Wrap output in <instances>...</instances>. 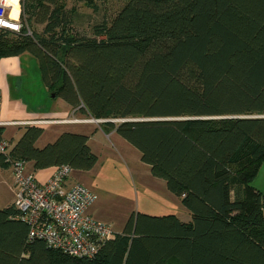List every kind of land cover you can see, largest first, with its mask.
Returning <instances> with one entry per match:
<instances>
[{
	"label": "trees",
	"instance_id": "trees-1",
	"mask_svg": "<svg viewBox=\"0 0 264 264\" xmlns=\"http://www.w3.org/2000/svg\"><path fill=\"white\" fill-rule=\"evenodd\" d=\"M60 3L20 0V30L0 28V59L32 54L48 91L107 120L102 130L140 152L191 221L132 213L79 258L29 239L11 204L0 208V264H264V192L252 183L264 163V0H128L91 36ZM42 132L27 125L0 168L96 163L87 135L37 147Z\"/></svg>",
	"mask_w": 264,
	"mask_h": 264
},
{
	"label": "crops",
	"instance_id": "crops-1",
	"mask_svg": "<svg viewBox=\"0 0 264 264\" xmlns=\"http://www.w3.org/2000/svg\"><path fill=\"white\" fill-rule=\"evenodd\" d=\"M35 59L28 52L0 59V116L4 121L17 122L2 127V139L7 141L9 147L11 148L19 139L24 128L30 125L28 122L39 119L53 120L54 122L40 125L43 132L36 141L37 147L52 143L63 132L85 134L88 136V145L91 151L97 156L96 163L103 159V163H109V165L116 168L117 165L122 166L124 163L126 166L125 173L127 174L126 183L131 180L133 186L137 183L139 186L154 190L157 193L156 195L164 197L167 203V206L165 204L162 206L164 207L162 210L166 212L163 213L164 215L173 214L183 222L191 221L190 212L182 204H177L176 198L178 197L168 190L165 181L154 177L150 172V166L141 161L140 152L114 130L108 133L104 132L100 127V123L89 121L86 115L75 108H71L60 97L55 96L51 101H48L46 92H42L38 96V103L34 101V105H30L26 99L25 101L21 99L20 91L24 82L23 78H28L27 66L33 64L39 70ZM262 166H264V163H262ZM25 167L39 183L46 182L55 171V166L34 170L32 162H27ZM92 169L93 167L86 171L72 170L75 174L70 173L65 181V187H69L74 182L85 185V182L81 181L84 177L83 174L90 172ZM12 180L11 168L9 166L0 168V208L13 204ZM253 185L260 189L257 184L253 183ZM88 189L95 195L99 194L103 197V204L101 202L97 204L94 200L88 206V214L96 220L108 224L111 228L112 224L115 222L119 224L123 220L118 231L113 229L115 233H120L129 216L136 213L135 205H132L126 195L118 194V196H115L114 192L108 189L105 190L98 185H89ZM178 199L180 200V198Z\"/></svg>",
	"mask_w": 264,
	"mask_h": 264
},
{
	"label": "built area",
	"instance_id": "built-area-1",
	"mask_svg": "<svg viewBox=\"0 0 264 264\" xmlns=\"http://www.w3.org/2000/svg\"><path fill=\"white\" fill-rule=\"evenodd\" d=\"M12 9L11 0H0V28L19 31L21 23L10 14ZM88 120L98 123L107 121ZM49 122L54 121L39 119L28 123L40 126ZM16 123L4 121L0 116V127ZM8 149L7 141L0 139V154H6ZM10 168L13 174V204L19 210L20 218L29 226V239L43 240L48 247L69 256L94 258L100 245L115 235L108 224L88 214V206L96 199L94 193L80 182L65 187V181L72 172L70 166H56L52 176L44 183H39L26 170L22 160L12 161Z\"/></svg>",
	"mask_w": 264,
	"mask_h": 264
},
{
	"label": "rangeland",
	"instance_id": "rangeland-1",
	"mask_svg": "<svg viewBox=\"0 0 264 264\" xmlns=\"http://www.w3.org/2000/svg\"><path fill=\"white\" fill-rule=\"evenodd\" d=\"M60 1L61 6L71 12L72 28L85 35L91 36L92 27L95 24H98L103 20L110 23L128 0H90L89 2L80 0ZM11 2L13 9L10 14L15 17L18 14V11L20 12V0H11ZM17 16L19 19V14ZM33 29L38 35H41V25H34ZM34 66L35 65L33 64L27 66L26 69H28V78H23L24 82L22 90L20 91L21 99H23V101L26 99L30 105H34V101H37L38 103V96H40L42 92L47 93L48 101L52 100L50 97L51 92L45 87L39 70ZM87 117L92 119L89 116ZM122 166L117 165L116 168L115 166L109 165V163H103V159H100L99 162L94 164L93 169L90 172L83 174L84 177L81 181L85 182L84 184L87 188L89 185H98L105 190L108 189L109 191L114 192L115 196H118V194L126 195L132 205H135V212L159 216L164 215L163 213L166 212L165 210H162L164 209L162 206L164 204L167 206L165 198L160 195H156L157 193H155L154 190L141 185L139 186L137 183L133 186L131 180L126 183V166L124 163ZM71 174H75V172H71ZM256 176L253 183L257 184L258 187L264 191V166H260ZM176 200L178 202L177 204H182L178 198H176ZM95 201L97 204L100 202L103 204L102 195L100 196L97 194ZM122 221L119 222V224L116 222L112 224V229H114V231H118L122 225Z\"/></svg>",
	"mask_w": 264,
	"mask_h": 264
},
{
	"label": "water",
	"instance_id": "water-1",
	"mask_svg": "<svg viewBox=\"0 0 264 264\" xmlns=\"http://www.w3.org/2000/svg\"><path fill=\"white\" fill-rule=\"evenodd\" d=\"M51 98H54L55 97V93L52 92L51 95H50ZM258 117H264V115H259ZM108 121H114V120H108Z\"/></svg>",
	"mask_w": 264,
	"mask_h": 264
}]
</instances>
